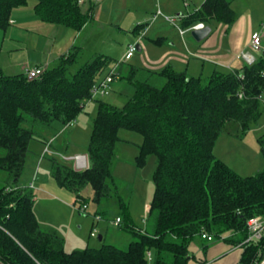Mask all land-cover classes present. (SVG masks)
<instances>
[{
  "label": "trees",
  "instance_id": "obj_1",
  "mask_svg": "<svg viewBox=\"0 0 264 264\" xmlns=\"http://www.w3.org/2000/svg\"><path fill=\"white\" fill-rule=\"evenodd\" d=\"M30 0H0V30L11 25L15 9ZM34 12L48 24L81 32L94 17L93 0H34ZM233 0H205L183 18L181 28L206 25L211 20L233 25L237 13ZM87 9H84V6ZM143 25L136 28L140 33ZM84 49L73 46L42 76L4 75L0 69V261L4 264H189L191 244L203 233L217 240L232 234L234 246L248 238V222L264 216V170L242 177L214 154L216 141L228 123H238L242 135L263 114L259 96L264 94V54L241 71L215 72L208 79L192 77L166 66L160 71L138 68L109 56L99 55L75 73ZM133 88L123 107L97 102L87 154L91 167L77 171L51 154L52 176L57 185L76 196V203L89 204L81 193L91 187L92 201L100 205L116 198L123 210L113 176L120 130L142 135L136 166L144 168L156 158L155 191L149 215L155 216L151 231L137 227L129 218L119 226L134 241L127 249L103 244L67 252L65 241L53 228H42L34 212L32 187L18 182L33 140L48 144L56 136L55 123L70 126L92 98V88L113 67ZM126 66V67H125ZM124 68H127L125 70ZM242 95V98L240 97ZM95 101V100H94ZM264 157V136L259 139ZM46 155V154H45ZM87 204V205H88ZM147 224V221H146ZM264 258V236L243 250L239 264H259Z\"/></svg>",
  "mask_w": 264,
  "mask_h": 264
},
{
  "label": "rangeland",
  "instance_id": "obj_2",
  "mask_svg": "<svg viewBox=\"0 0 264 264\" xmlns=\"http://www.w3.org/2000/svg\"><path fill=\"white\" fill-rule=\"evenodd\" d=\"M200 1L188 0L189 13L200 7ZM33 3L35 1L30 0L27 6H32ZM94 4L98 16L96 18L98 26L91 25L89 31L78 36L77 40L75 31L56 24H49V26L60 28V30L65 28L67 32L72 34V37L69 38L68 33L61 35V31L58 32L56 29L52 35H48L47 31L36 25V22L42 24L36 14H32L31 17L33 18L25 17L24 22L30 21L31 27L25 28L21 22L13 25L11 23L6 30H0V69L2 73L7 76L26 74L27 70L34 68L37 64H42L40 67H45L48 63L51 67L49 60L56 59L55 55L63 53L67 44L69 46L73 40L74 42L76 40V46L85 48V51L79 62L71 67V73H75L80 67L99 55L109 56L121 62L128 46L131 43H136L140 37V34L136 32L137 26L146 25V23L151 24L147 37L144 39L145 44L147 41L154 40L157 35L180 34V29H182L179 21L175 26L162 19L153 21L157 9L149 15H146L145 11L131 12L128 10L126 0H94ZM231 7L240 18L243 15L247 17L252 13V31L258 32L264 37V2L262 0H233ZM84 9H87L86 5ZM163 10L164 16H176L169 8ZM210 28L213 34L217 31L222 33L226 30L225 24L216 21L211 23ZM47 30L49 31V29ZM91 30H94L92 34H90ZM36 42L37 45H35ZM52 52H54V56H51ZM262 55L263 52L256 53V58L259 59ZM142 58L146 59L145 50L137 51L128 65L142 67L144 64ZM118 69L117 66V72ZM124 69L127 70V68ZM118 80L112 84L108 96L96 97L95 101L89 103V107L80 114L72 125L64 127L55 123L58 133L56 137L49 136L53 137L55 144L60 145V151L67 156L87 153L93 122L97 114L96 101H104L117 107H123L133 94V88L127 82ZM238 126L239 124L234 122L226 125L223 134L216 141L214 154L225 161V164L240 176H253L258 171L264 170V157L259 143V139L264 136V105L259 122L253 125L246 134L242 135ZM119 137L120 141L117 144L118 161L115 163L113 176L118 186L121 201L126 205L131 221L142 229L149 225L151 231L155 216L149 215L148 207H150L155 191L153 176L156 170V158L154 156L149 157L146 166L138 168L136 157L139 154V147L143 143L142 135L122 129L119 132ZM49 145L50 141L48 144L36 140L31 142L24 170L18 182L20 187H32L36 195L34 212L39 225L42 228L55 227L54 229H56L57 227L59 233L66 238L65 240L62 237L67 242H65L67 252L83 250L88 247L99 248L103 244L127 249L130 243L134 241L133 236L124 231L121 226L114 224L116 218H120L123 223L127 220L126 210L121 208L116 198H113L108 204L103 201L102 206L96 205L92 201L93 190L91 187H87L81 195L89 200V204L87 203L88 210L86 213H82L80 210L82 205L79 206L76 203V196L72 192L60 188L53 179L51 153L47 152V146H51ZM0 155H3V151H0ZM58 158L67 163L61 157ZM6 177V173L0 172V187L5 185ZM97 211L101 213L102 220L96 231V237H90L91 222ZM103 229H105L104 233ZM71 235L77 237V240L82 239V242L76 243ZM100 235L105 237L103 242L99 240ZM225 235L230 237L232 234Z\"/></svg>",
  "mask_w": 264,
  "mask_h": 264
},
{
  "label": "crops",
  "instance_id": "obj_3",
  "mask_svg": "<svg viewBox=\"0 0 264 264\" xmlns=\"http://www.w3.org/2000/svg\"><path fill=\"white\" fill-rule=\"evenodd\" d=\"M262 1L264 2V0ZM204 2L205 0L200 1V7ZM126 5L128 7V10H130L131 12L136 13L139 11H145L146 15H149L155 9H157V11H155L154 13L153 21H157L159 19L165 20V16L163 15V9L168 8L171 12H173V14L183 15L185 16L184 18L191 14L189 13L188 9V0H126ZM159 11L161 12V14L158 13ZM32 14L35 15L34 3L32 4V6L15 9L11 16V23L13 25L20 24L22 22L21 24L23 27H31L29 23L30 21H28V23H25L24 20H26L25 17H31ZM251 15L252 13L249 14V16L247 17L243 15L241 18L237 15L236 22L230 26L225 25L226 30H224V32L221 33L220 31H217L213 34V31L211 30L210 35L201 42H197L193 38L192 31H189V29H180V34H174L170 36L157 35V37H155L156 39L154 38V40H151V42L147 41V44H145L144 39L147 37V33L151 28V24L146 23L147 26L143 25V29L140 31V33H138L140 34V37L138 38V43H136L138 48H140V50L138 51L145 50L147 60L145 58H142L144 64L142 65V67L138 68H145L151 71H160L166 66L170 65L178 72L186 73L187 75L192 77L204 78H209L215 72H223L222 70L227 72L241 71L244 67L247 66V64L242 58H240V55L242 52L249 50V42L251 35L255 33L254 31H252ZM96 18H98V16L96 14V11H94L93 20L81 32H75L76 40L78 36L82 35L84 32L86 33L87 31H89L88 29L91 25H97ZM182 21L179 22L180 25H182ZM214 21L215 20L209 21L208 23H206L205 26L210 27L211 23ZM37 23L38 22H36V25H38L40 28H43L44 31H47L48 35H52L54 30L56 29L58 30V32L61 31V35L68 33V36H70L69 38L72 37V34H70V32H67L65 28H63V30H60V28H54L53 26H49L48 23ZM47 29H49V31ZM93 31L94 30H91L90 34H92ZM76 40L75 42L73 40V42L69 46L67 44V48L65 47L66 49H64L65 51L63 53L55 55L57 57L56 59L54 58L52 60H49L50 65L53 66L59 60V58L63 56V54L69 52L73 46H76ZM35 45H37V42L35 43ZM51 56H54V52H52ZM133 58L134 56L127 62L123 60L121 62L128 64ZM41 65L42 64H37L35 67H40ZM45 68H49L48 63L45 65ZM238 130H240V126H238ZM47 139L50 141L51 147L53 146V150H55L58 154L67 156L64 152L60 151V145L55 144V141L53 140L52 136H48ZM76 155L80 154H75L67 157H73ZM217 158L222 160L219 157ZM223 162L225 163V161ZM102 205L103 204L101 203L100 206ZM95 215L101 216V213L97 211V213L93 215V221L91 222L90 226V237L93 230H97L100 224V222H95ZM55 230L57 231V233H59L57 227ZM104 231L105 229H103V233ZM59 235L63 237V235H61L60 233ZM71 237L73 241L78 244L82 242V239L77 240V237H74L73 235H71ZM228 238L229 236L226 239ZM104 239V235L99 236L100 242H103ZM226 239L217 240L216 242L210 243L200 236L197 237V239L191 244L189 248L191 254V261L189 264H239L242 257L243 249L230 244L226 241Z\"/></svg>",
  "mask_w": 264,
  "mask_h": 264
},
{
  "label": "built area",
  "instance_id": "obj_4",
  "mask_svg": "<svg viewBox=\"0 0 264 264\" xmlns=\"http://www.w3.org/2000/svg\"><path fill=\"white\" fill-rule=\"evenodd\" d=\"M158 13L161 14L160 11ZM183 18H184L183 15H176L172 17L165 16L166 22L174 26L176 25L178 21L179 22L182 21ZM205 27H206L205 24L200 23V24H196L192 26L191 28H189V31L204 29ZM263 50H264L263 36L260 33L255 32L251 35L250 42H249V50L242 52L240 55V58H242L246 62L247 66H252L258 60L256 58V53L263 52ZM137 51H138L137 44H130L123 56V61L125 62L129 61ZM116 67L117 65L113 67L112 70L102 80L98 81L93 86L92 91H91L92 98L86 102V104L83 106V110L87 109L89 107V103L93 102L96 97L99 96L103 98L110 94L112 84L116 80L119 79V75H118V72L116 71ZM46 69L47 68L45 67L30 68L29 70H27V73H26L27 78L29 80L37 79L44 74ZM240 97L242 98V95H240ZM259 99L264 105V94L259 96ZM47 152L53 155H56L50 152L48 149H47ZM59 156L77 171L87 170L91 167L90 157L87 153L76 155L73 157H67L64 155H59ZM80 210L82 213H86L88 210V205L82 204V206L80 207ZM94 219H95V222H100L102 220V217L100 215H95ZM121 222H122L121 219L117 218L114 224L119 226ZM96 231H97L96 229L93 230V232L91 233V237H96ZM248 233H249L248 238L242 244L238 245L237 246L238 248H241L244 250L246 247L251 246L252 244H255V245L258 244L263 239L264 216L254 217L248 222ZM201 237L210 243L217 241L216 237L213 235L203 233ZM226 238H227L226 235H222L220 237V240H225ZM147 258H148L149 264H151L152 255L150 252L147 253Z\"/></svg>",
  "mask_w": 264,
  "mask_h": 264
},
{
  "label": "water",
  "instance_id": "obj_5",
  "mask_svg": "<svg viewBox=\"0 0 264 264\" xmlns=\"http://www.w3.org/2000/svg\"><path fill=\"white\" fill-rule=\"evenodd\" d=\"M210 33H211V28L209 26H206L204 29L193 30L192 36L197 42H201L205 38H207L210 35ZM138 50H140V48H138ZM0 264H4V263L0 261ZM259 264H264V258Z\"/></svg>",
  "mask_w": 264,
  "mask_h": 264
}]
</instances>
